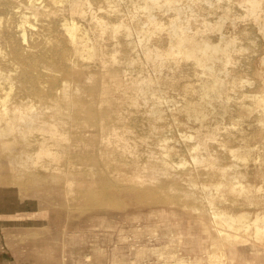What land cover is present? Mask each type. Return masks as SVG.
I'll return each mask as SVG.
<instances>
[{"label":"bare ground","instance_id":"6f19581e","mask_svg":"<svg viewBox=\"0 0 264 264\" xmlns=\"http://www.w3.org/2000/svg\"><path fill=\"white\" fill-rule=\"evenodd\" d=\"M142 104L145 134L167 111L195 129L149 136L143 156L148 136L129 132ZM213 113L232 126L220 131ZM0 167L25 187L57 181L48 192L64 193L62 207L68 193L83 207L114 205L109 191L154 197L163 174L207 233L209 264H228L239 242L264 247V0H0ZM84 182L97 192L83 195Z\"/></svg>","mask_w":264,"mask_h":264},{"label":"rangeland","instance_id":"374dc122","mask_svg":"<svg viewBox=\"0 0 264 264\" xmlns=\"http://www.w3.org/2000/svg\"><path fill=\"white\" fill-rule=\"evenodd\" d=\"M255 38L258 39L256 40L260 45L262 42L261 38ZM241 41H244L243 43L247 42L246 40ZM256 49H260V46ZM252 53L253 50L250 47L236 54L239 56L238 64H241V61H247V57ZM241 58L243 60H241ZM248 71V77L250 76L253 80V74L250 70ZM190 78L194 79L195 76ZM255 81L256 80H253V84L246 86V88L250 90L257 89L255 88ZM177 92L178 91L174 90L170 92L169 90L166 93L168 99L171 100L172 98V101L175 100L176 102H174L176 104L181 102V95ZM253 92L254 91H251L250 93ZM229 93L233 94L235 92L230 90ZM247 97L246 95L245 98ZM178 98L180 101H178ZM233 98L230 99L231 101H229L228 104L236 100L235 96ZM172 101L168 103H174ZM234 103L233 105L231 104V106H234ZM140 107L143 108L141 109L143 113L139 110L140 114L139 112H133V118L136 117L135 119L130 117L132 121L135 120L136 125L134 122L132 123V121H130V118V120H128L130 124L132 123L131 126L133 125V128H129V130H132L129 131L132 136H130L131 134L129 136L138 140L139 138L137 136L140 133L142 136H148V138L146 136L144 137L145 139L147 138L146 141L149 139L148 142L142 141L143 143L139 144L141 147L143 146L144 149L147 144L150 145H148V148L153 146L149 136L164 133V135L168 134L167 136L170 138H168V140L171 141L176 139L178 134L183 132L188 133V131L192 132L195 129L194 127H190V129L189 126L185 124L182 125L173 122L169 111H167V115L165 116L167 118L163 119L162 131L156 130L158 134H154V132H151L150 135L145 134L150 133L148 128L145 127L147 125L145 121L146 118L143 117L146 116L147 112L146 110L144 111L145 106H143V104ZM170 107L171 106H169V108ZM213 114H210L207 121L211 120V118H218V114ZM219 116L221 115L219 114ZM227 116L226 118L219 117L224 118L222 121L218 118L222 127L220 131H223L225 129L223 127L225 126H232L231 120L233 119ZM254 117L255 116L250 115L247 120L246 116L243 122L248 124V121H250L248 124L249 126L243 123V125L241 124L242 127L239 124V127H242L240 130H243L244 126L245 131L250 128L252 129L253 125L251 126V124H255L253 120ZM183 118V115H179L180 120ZM137 119L141 120V123H139L140 121H136ZM142 120L145 121V124H142L144 123ZM228 121L231 123L229 124ZM234 122H237V119L234 120ZM171 124L173 127H170L172 126ZM136 126L141 129L137 131L138 128ZM178 128H180V131ZM246 128L248 129L246 130ZM145 129H147V132ZM164 131L167 132V134H165ZM133 134H136V137ZM153 138L154 136H152V139ZM140 146V154L146 156L147 148L144 150L141 149ZM1 170L2 169H0V264H176L178 258L194 260L197 256L201 257V264H209V257L204 251L205 249H201V245L208 249L210 239L207 233L202 231L200 225L195 221V215L182 210L175 204L181 200L182 194L180 192H172L168 187H164V184L166 183L167 185V180L170 179L166 175H159L158 183L161 182L162 185L160 186H163V190L159 189L156 195H153L154 197L146 196L140 200L135 195L130 197L123 191H109L105 194H110L116 200L114 205L90 207L86 205L83 207L84 203L82 201L74 203L71 197H69L70 193H68V200L66 199L67 201H64V207H62L61 205L58 206L57 202L59 200H65L64 193L56 194L52 192V194L49 195L48 192V188L49 190L53 188V184L57 181L55 182L49 178L50 181L47 179L45 181L46 183L42 184L38 183L39 180L37 177L25 176L29 181V184H27L28 186L25 187L21 185L20 182L14 181L16 178L12 176V173L5 172L4 170L1 172ZM173 178L172 180H174L177 186H185V180L180 176ZM199 178L208 179L209 177L202 175ZM249 179H255V177L249 176ZM257 180L259 179L257 178ZM91 186H89L88 182L77 185V187L83 191L82 194L87 197L97 192L95 186ZM73 194L74 193H72L71 196ZM155 196H157V198ZM159 196L161 197L159 198ZM49 197L52 199V204L44 202L49 199ZM234 209L236 210L238 208L235 207ZM37 211H42V215H39L40 213ZM172 211L175 212L172 213ZM34 212L38 213V215ZM31 214L34 216L31 217ZM212 232L214 234V231ZM198 236H203L200 246L196 245L195 238ZM235 245L237 247V256L231 260L227 259L228 264H264V249H262L264 247L254 245L253 241L244 243L239 242ZM153 248H157L156 251L158 253L154 251ZM142 249V255L138 256L137 253ZM158 249H160V254ZM161 249L163 250L161 251ZM257 249H260V251H257ZM169 251H172L171 254ZM161 253L163 255H161ZM86 254L89 256L86 257Z\"/></svg>","mask_w":264,"mask_h":264},{"label":"crops","instance_id":"0c3cea01","mask_svg":"<svg viewBox=\"0 0 264 264\" xmlns=\"http://www.w3.org/2000/svg\"><path fill=\"white\" fill-rule=\"evenodd\" d=\"M89 219H91V218H89ZM201 230H202V229H201ZM198 238H199V236L195 238V239H196V245H197V246H198V244H197V240H198ZM262 249H264V248H262ZM257 251H260V249H257ZM142 253H143V249H142V250H139V252L137 253V255H138V256H141ZM88 256H89V255L86 254V257H88ZM200 258H201V257H199V256H197L196 259H194V260H186V259H184V258H178L176 264H201V263H200ZM170 264H171V263H170Z\"/></svg>","mask_w":264,"mask_h":264}]
</instances>
